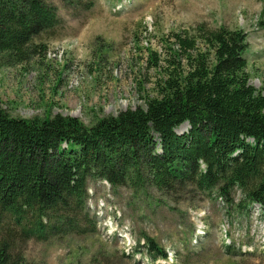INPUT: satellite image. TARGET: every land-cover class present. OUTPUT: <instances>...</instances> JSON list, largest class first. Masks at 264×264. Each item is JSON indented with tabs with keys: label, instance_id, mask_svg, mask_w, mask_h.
<instances>
[{
	"label": "trees",
	"instance_id": "1",
	"mask_svg": "<svg viewBox=\"0 0 264 264\" xmlns=\"http://www.w3.org/2000/svg\"><path fill=\"white\" fill-rule=\"evenodd\" d=\"M60 24L49 0H0V66L25 60L33 40ZM166 41L163 60L148 58L160 75L145 107L92 125L0 108V264H31L24 255L31 239L95 232L89 179L168 196L216 190L230 203L238 191L235 208L264 210V94L249 82L245 33L198 23ZM183 123L188 130L177 133Z\"/></svg>",
	"mask_w": 264,
	"mask_h": 264
},
{
	"label": "rangeland",
	"instance_id": "2",
	"mask_svg": "<svg viewBox=\"0 0 264 264\" xmlns=\"http://www.w3.org/2000/svg\"><path fill=\"white\" fill-rule=\"evenodd\" d=\"M49 1L59 27L35 38L22 62L0 66V108L13 117L59 113L92 125L145 107L160 75L149 55L163 60L170 34L198 23L245 33L249 82L264 94V0H130L120 11L114 6L125 0ZM187 130V123L176 128ZM240 198L238 191L234 203L216 190L134 192L89 179L87 208L96 231L31 239L24 255L31 264H264V211L256 204L235 208Z\"/></svg>",
	"mask_w": 264,
	"mask_h": 264
}]
</instances>
